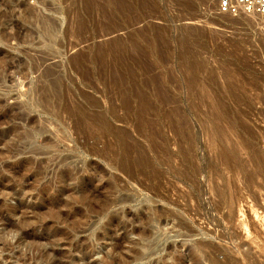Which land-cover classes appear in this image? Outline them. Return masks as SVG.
<instances>
[{"label":"rangeland","instance_id":"rangeland-1","mask_svg":"<svg viewBox=\"0 0 264 264\" xmlns=\"http://www.w3.org/2000/svg\"><path fill=\"white\" fill-rule=\"evenodd\" d=\"M219 1L0 0V264H264V16Z\"/></svg>","mask_w":264,"mask_h":264},{"label":"built area","instance_id":"built-area-1","mask_svg":"<svg viewBox=\"0 0 264 264\" xmlns=\"http://www.w3.org/2000/svg\"><path fill=\"white\" fill-rule=\"evenodd\" d=\"M218 12L222 16H264V0H220Z\"/></svg>","mask_w":264,"mask_h":264},{"label":"bare ground","instance_id":"bare-ground-1","mask_svg":"<svg viewBox=\"0 0 264 264\" xmlns=\"http://www.w3.org/2000/svg\"><path fill=\"white\" fill-rule=\"evenodd\" d=\"M241 16H243V15H241ZM246 16H247V15H246ZM250 16H253V18H254V17H257L258 15H250ZM194 33H195V32H194ZM192 34H193V33H192ZM235 77H236V76H235ZM238 77H239V76H238ZM240 77H241V76H240ZM257 77H258V76H257ZM230 78H231V77H230ZM258 79H259V78H258ZM230 81H231V80H230ZM230 81H229V82H230ZM261 82H262V81H261ZM245 84H246V83H245ZM251 84H252V83H251ZM226 85H227V84H226ZM227 86H228V85H227ZM255 86H256V85H255ZM224 87H225V86H224ZM237 87H238V86H237ZM229 88H230V87H229ZM229 88H228V89H229ZM211 104H212V103H211ZM214 104H215V103H214ZM211 108H212V107H211ZM217 108H218V107H217ZM214 109H215V108H214ZM227 109H228V108H227ZM215 111H216V110H215ZM238 111H239V110H238ZM240 114H242V112H241ZM253 114H254V113H253ZM228 115H229V114H228ZM219 116H220V115H219ZM229 117H230V116H229ZM253 117H254V116H253ZM220 118H221V117H220ZM224 118H225V117H224ZM230 119H231V118H230ZM244 120H245V119H244ZM227 121H228V120H227ZM216 122H217V121H216ZM219 122H220V121H219ZM229 122H230V121H229ZM218 124H219V123H218ZM230 124H231V123H230ZM243 124H244V123H243ZM214 125H215V124H214ZM216 125H217V124H216ZM255 125H256V124H255ZM249 126H251V125H249ZM258 127H259V126H258ZM248 128H249V127H248ZM253 128H254V127H252V129H253ZM210 129H211V128H210ZM217 129H218V130H221L220 128H217ZM212 130H213V129H212ZM218 130H217V131H218ZM209 131H210V130H209ZM217 131H216V132H217ZM223 131H224V130H223ZM223 131H221V132L218 131L217 134H218L219 136H224V134L222 133ZM225 132H226V131H225ZM207 133H208V132H207ZM236 133H238V132H236ZM246 133H247V132H246ZM210 134H211V133H210ZM213 134H214V133H213ZM229 134H230V133H229ZM257 134H258V132H257ZM208 135H209V134H208ZM225 135H226V133H225ZM230 135H231V134H230ZM210 137H211V135H210ZM217 137H218V136H217ZM215 138H216V136H215ZM223 138H224V137H223ZM223 138H222V139H223ZM225 138H226V136H225ZM235 138H236V137H235ZM227 139H228V138H227ZM227 139H226V140H227ZM236 139H237V138H236ZM207 140H208V139H207ZM211 140H212V139H211ZM217 142H218V141H217ZM226 142H227V141H226ZM236 142H237V141H236ZM236 142H235V143H236ZM240 142H241V141H240ZM243 142H244V145H245V141H243ZM250 143H251V142H250ZM212 145H214V144L212 143ZM216 146H217V145H216ZM246 146H247V144H246ZM258 146H259V145H257V147H258ZM221 147H222V146H221ZM234 147H235V146H234ZM250 147H251V146H250ZM254 147H255V146H254ZM212 149H213V148H212ZM225 150H226V149H225ZM241 150H242V149H241ZM263 151H264V150H263ZM217 152H218V151H217ZM214 153H215V152H214ZM225 153H226V151H225ZM246 153H247V152H246ZM256 153H257V152H256ZM229 155H230V154H229ZM251 155H253V154H251ZM227 156H228V155H227ZM250 157H251V156H250ZM219 158H220V157H219ZM219 158H218V159H219ZM228 158H229V157H228ZM263 158H264V157H263ZM263 158H262V159H263ZM232 159H233V158H232ZM241 159H242V158H241ZM227 160H228V159H227ZM244 160H245V159H244ZM231 162H232V161H231ZM250 162H251V161H250ZM243 163H244V162H243ZM246 163H247V162H246ZM227 164H228V163H227ZM229 164H230V163H229ZM254 165H255V164H254ZM225 166H226V165H225ZM227 166H228V165H227ZM236 166H237V165H236ZM242 166H243V165H242ZM241 174H242V173H241ZM160 218H161V217H160ZM161 223H162V222H161ZM206 223H207V222H206ZM159 224H160V223H159ZM212 224H213V223H212ZM180 226H181V225H180ZM160 230H161V229H160ZM162 230H163V229H162ZM162 232H163V231H162ZM162 232H161V233H162ZM159 235H160V234H159ZM158 237H159V236H158ZM160 237H161V236H160ZM164 239H165V238H164ZM199 243H200V242H199ZM205 246H206V245H205ZM198 247H199V246H198ZM207 247H208V246H207ZM201 248H202V247H201ZM203 248H204V246H203ZM193 249H194V247H193ZM204 249H205V248H204ZM192 251H193V250H192ZM205 252H206V251H205ZM199 253H200V252H199Z\"/></svg>","mask_w":264,"mask_h":264}]
</instances>
